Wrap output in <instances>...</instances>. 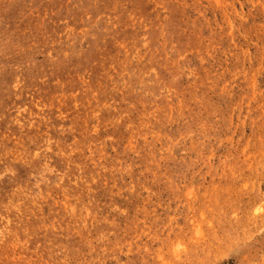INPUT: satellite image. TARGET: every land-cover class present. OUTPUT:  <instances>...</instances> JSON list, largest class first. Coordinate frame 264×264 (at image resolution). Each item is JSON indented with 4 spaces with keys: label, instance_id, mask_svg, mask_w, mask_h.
<instances>
[{
    "label": "rangeland",
    "instance_id": "374dc122",
    "mask_svg": "<svg viewBox=\"0 0 264 264\" xmlns=\"http://www.w3.org/2000/svg\"><path fill=\"white\" fill-rule=\"evenodd\" d=\"M171 263L264 264V0H0V264Z\"/></svg>",
    "mask_w": 264,
    "mask_h": 264
},
{
    "label": "bare ground",
    "instance_id": "6f19581e",
    "mask_svg": "<svg viewBox=\"0 0 264 264\" xmlns=\"http://www.w3.org/2000/svg\"><path fill=\"white\" fill-rule=\"evenodd\" d=\"M213 47V46H212ZM24 110V109H23ZM79 117V116H78ZM111 127V126H110ZM2 145V144H1ZM197 174V173H196ZM105 179V178H104ZM26 187V186H25ZM63 189V188H62ZM48 194V193H47ZM49 195V194H48ZM26 199V197H25ZM7 207V206H6ZM81 210V209H80ZM72 212V211H71ZM33 214V213H32ZM17 217V216H16ZM83 217V216H82ZM211 223V222H210ZM14 224V223H13ZM3 227V226H2ZM215 234V233H214ZM12 242V241H11ZM168 262V261H167ZM172 264V263H171Z\"/></svg>",
    "mask_w": 264,
    "mask_h": 264
}]
</instances>
